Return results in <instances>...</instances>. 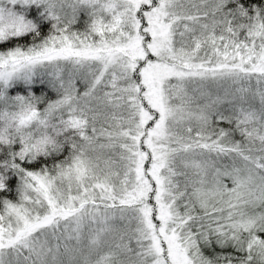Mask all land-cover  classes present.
I'll return each mask as SVG.
<instances>
[{
	"label": "snow or ice",
	"instance_id": "obj_1",
	"mask_svg": "<svg viewBox=\"0 0 264 264\" xmlns=\"http://www.w3.org/2000/svg\"><path fill=\"white\" fill-rule=\"evenodd\" d=\"M0 264H264V0H0Z\"/></svg>",
	"mask_w": 264,
	"mask_h": 264
}]
</instances>
